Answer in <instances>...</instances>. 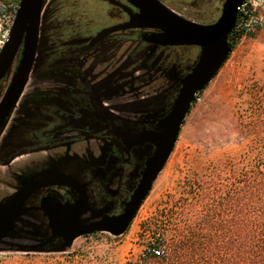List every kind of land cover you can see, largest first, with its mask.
<instances>
[{"label": "flooded vegetation", "instance_id": "af4514ba", "mask_svg": "<svg viewBox=\"0 0 264 264\" xmlns=\"http://www.w3.org/2000/svg\"><path fill=\"white\" fill-rule=\"evenodd\" d=\"M216 1L196 0L186 13L161 2L190 21L210 24L214 21L205 20L207 9ZM20 2L0 0L18 7ZM139 13L140 8L130 0H45L36 72L32 74L35 86L26 87L0 133L1 169L21 159L66 151L80 165L75 177L63 174L77 189L59 185L42 188L24 204L30 210L19 213L38 220L33 226L42 234L33 238L44 243L45 249L65 242L63 238L49 241L52 229L47 212L40 208L43 201L48 212H61L69 217L65 220L73 218V223L87 224L124 212L158 149L156 143L165 131L164 121L180 93L181 81L199 60L198 46H160L149 41L159 30L128 26ZM150 48L155 50L153 55L140 65L139 58ZM22 51L23 45L9 79L2 84L3 95ZM173 64L179 66V76L164 88L159 84L160 74ZM34 89H40L44 98L29 105V116L24 119V94ZM17 121L22 123L15 141L2 149L3 139ZM134 138L138 139L135 145L131 144ZM47 175L60 174L51 170L41 176ZM81 192L86 194L87 206L79 219L76 202ZM99 207L100 215L93 216L91 212Z\"/></svg>", "mask_w": 264, "mask_h": 264}, {"label": "rangeland", "instance_id": "374dc122", "mask_svg": "<svg viewBox=\"0 0 264 264\" xmlns=\"http://www.w3.org/2000/svg\"><path fill=\"white\" fill-rule=\"evenodd\" d=\"M161 1L177 7L182 13L191 11L197 3L196 0ZM223 2L217 0L211 4L205 20L215 22L221 15ZM154 51L148 49L139 58V64L145 65ZM179 69L173 64L162 71L159 84L164 88L173 84ZM9 77L10 72L0 82V91ZM2 95L0 92V97ZM24 96L25 119L30 113L29 105L41 101L44 93L34 89L26 91ZM21 123L17 121L10 126L2 149L15 141ZM259 152L263 154L264 163V30L236 43L216 76L202 91V101L193 103L168 162L125 233L85 235L53 249H45L46 245L32 236L7 238L0 245V264H136L167 224L169 216L180 211L176 206L185 192L188 195L197 174L210 175L218 166L223 170L221 164L229 157L235 160L233 170L236 173L243 156L249 159ZM78 167L77 160L66 151L37 159H21L4 170L0 168V201L37 176L52 170L62 176L75 177ZM230 174V169L223 172L224 176ZM101 210L99 207L91 213L98 217ZM25 216L23 214L19 221L21 230L42 234L33 226L38 220Z\"/></svg>", "mask_w": 264, "mask_h": 264}, {"label": "water", "instance_id": "95a60500", "mask_svg": "<svg viewBox=\"0 0 264 264\" xmlns=\"http://www.w3.org/2000/svg\"><path fill=\"white\" fill-rule=\"evenodd\" d=\"M140 8V13L132 18L128 26L153 28L159 30L149 41L160 46L194 45L201 49L199 60L192 72L182 81L180 93L164 121L165 131L160 134L157 150L149 159L147 168L137 189L134 191L124 212L116 217L103 216L101 219L84 224L71 221L54 210L48 212L45 201L40 207L47 212L49 226L52 229L51 239L63 238L64 244H71L75 239L85 235L107 232L119 236L127 231L135 219L141 205L150 194L160 172L168 162L178 141L185 117L189 114L198 93L202 92L216 76L232 52L229 42L239 11L244 0H224L219 18L210 24H199L190 21L171 10L159 0H130ZM45 0H21L11 28L8 40L0 52V82L8 75L19 50L23 45L22 57L18 67L0 102V133L5 127L12 109L23 95L33 73L36 72V54L40 38L41 16ZM138 23L136 24V21ZM133 145L138 143L134 138ZM129 144V146L131 145ZM4 170V169H2ZM67 186L77 189L69 177L47 175L34 178L0 201V245L7 238L24 236L30 238L35 234L22 231L19 221L30 208L24 204L36 191L52 186ZM86 194L81 192L76 205L81 215L87 206ZM55 209V208H54ZM78 220V219H77ZM72 230L67 227L73 226ZM16 228V229H15ZM15 229V231H14ZM66 229V230H65Z\"/></svg>", "mask_w": 264, "mask_h": 264}, {"label": "trees", "instance_id": "16d2710c", "mask_svg": "<svg viewBox=\"0 0 264 264\" xmlns=\"http://www.w3.org/2000/svg\"><path fill=\"white\" fill-rule=\"evenodd\" d=\"M233 35L235 48L240 38ZM262 155L243 156L236 173L229 157L223 170L197 174L176 206L180 211L169 216L136 264H264ZM227 167L232 174L224 176Z\"/></svg>", "mask_w": 264, "mask_h": 264}, {"label": "built area", "instance_id": "2783aa9c", "mask_svg": "<svg viewBox=\"0 0 264 264\" xmlns=\"http://www.w3.org/2000/svg\"><path fill=\"white\" fill-rule=\"evenodd\" d=\"M17 11V5L0 3V52L8 40ZM262 30H264V0H244L239 7L236 25L232 32L233 38L242 39ZM201 101L202 92L197 94L195 103ZM154 252L158 255L162 253L160 250H154Z\"/></svg>", "mask_w": 264, "mask_h": 264}, {"label": "crops", "instance_id": "0c3cea01", "mask_svg": "<svg viewBox=\"0 0 264 264\" xmlns=\"http://www.w3.org/2000/svg\"><path fill=\"white\" fill-rule=\"evenodd\" d=\"M35 81H36V79H35L34 76L32 75V76H31V79H30V81H29V84H28V86H27V88L34 87V86H35Z\"/></svg>", "mask_w": 264, "mask_h": 264}]
</instances>
